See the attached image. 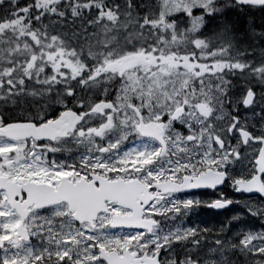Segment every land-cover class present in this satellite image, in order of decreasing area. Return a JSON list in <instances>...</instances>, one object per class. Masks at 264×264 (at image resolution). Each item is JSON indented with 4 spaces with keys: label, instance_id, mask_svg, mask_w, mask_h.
I'll return each instance as SVG.
<instances>
[{
    "label": "snow or ice",
    "instance_id": "1",
    "mask_svg": "<svg viewBox=\"0 0 264 264\" xmlns=\"http://www.w3.org/2000/svg\"><path fill=\"white\" fill-rule=\"evenodd\" d=\"M0 264H264V0H0Z\"/></svg>",
    "mask_w": 264,
    "mask_h": 264
}]
</instances>
